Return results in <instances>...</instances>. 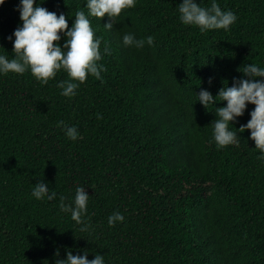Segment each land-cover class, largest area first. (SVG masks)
<instances>
[{
    "label": "trees",
    "instance_id": "16d2710c",
    "mask_svg": "<svg viewBox=\"0 0 264 264\" xmlns=\"http://www.w3.org/2000/svg\"><path fill=\"white\" fill-rule=\"evenodd\" d=\"M40 2L69 28L86 11L85 0ZM216 2L237 16L228 31L182 24V0H137L111 31L107 15L91 18L110 54L98 62L102 79L88 75L75 97L60 95L63 71L46 85L30 71L0 75V264H55L57 250L60 259L99 253L105 264H264V159L250 130H238L255 106L229 124L239 143L218 148L212 122L226 101L205 108L197 97L246 78L245 64L264 67V0ZM18 4L0 6V54L9 59ZM129 32L152 36L153 46L125 47ZM40 179L56 200L31 196ZM77 186L90 196L89 231L59 209V196L70 202ZM117 211L125 219L110 227Z\"/></svg>",
    "mask_w": 264,
    "mask_h": 264
},
{
    "label": "clouds",
    "instance_id": "9594fccd",
    "mask_svg": "<svg viewBox=\"0 0 264 264\" xmlns=\"http://www.w3.org/2000/svg\"><path fill=\"white\" fill-rule=\"evenodd\" d=\"M5 3L6 0H0V6ZM136 3L137 0H85L86 11H76L73 24L69 28L68 20L63 13L58 16L55 12L48 11L41 7L40 0L39 3L37 0H19L15 10L19 12L21 24L7 37L13 43V58L9 59L8 56L0 54V75L9 73L23 75L30 71L40 84L46 85L63 71L68 79L57 83V88L61 90L60 95L75 97L76 90L86 81L88 75L97 80L102 79L101 73L106 69L98 62L102 60L103 55L110 54V48L105 45L102 55V38L95 35L91 18L100 19L107 15L109 22L103 27L111 31L122 11L134 8ZM178 12L182 24L196 26L201 33L220 29L228 31L237 20L234 12L223 11L216 0H211L210 7H202L196 0H182ZM62 36L64 43L61 46ZM122 43L125 47L139 50L145 43L153 46L154 38L148 36L146 40L137 39L129 32L122 36ZM238 71L246 78H234L232 86L224 85L215 97L209 90L203 88L196 95L205 108L214 105L217 97L221 102L226 101L225 106L217 108L219 118L212 122V139L218 148L239 143L237 132L230 130L229 124L233 125L238 117L243 116L249 104L254 105V110L249 113L250 120L238 130L240 133L250 130L249 139L254 141L260 158L264 159V67L248 63ZM97 119H102V116L98 114ZM57 126H63L62 130L70 140L76 141L80 138L75 126L65 125L64 121H58ZM34 185L31 196L36 200L57 199V192L49 188L43 179ZM89 197L83 186L75 188L74 198L68 203H65L67 199L65 196H59L60 211L70 214L71 219L81 225V231L90 229V225L85 221ZM124 219L119 211L114 212L108 216V225L113 227ZM66 251V259H60V252L56 251L55 264H105L104 256L99 253L89 260L88 251H83L82 255H73L72 251Z\"/></svg>",
    "mask_w": 264,
    "mask_h": 264
}]
</instances>
